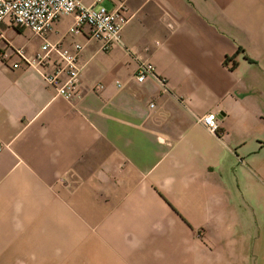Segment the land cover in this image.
I'll return each instance as SVG.
<instances>
[{"label":"crops","instance_id":"1","mask_svg":"<svg viewBox=\"0 0 264 264\" xmlns=\"http://www.w3.org/2000/svg\"><path fill=\"white\" fill-rule=\"evenodd\" d=\"M121 2L106 50L0 22V264H264V0ZM46 42L82 47L79 98L1 58Z\"/></svg>","mask_w":264,"mask_h":264},{"label":"built area","instance_id":"2","mask_svg":"<svg viewBox=\"0 0 264 264\" xmlns=\"http://www.w3.org/2000/svg\"><path fill=\"white\" fill-rule=\"evenodd\" d=\"M104 1L92 0L91 4L86 5L83 0H0V22L9 20L15 27L29 29L33 34L42 36L61 17L70 15L73 16V24L68 33L76 34L82 26H87L90 38L99 40L102 49L106 50L113 43H120L121 32L128 18L125 16L124 3H117L109 11L102 5ZM5 49L1 54L3 60L9 61L12 57L18 59L16 63H10L11 68L20 65L39 68L52 63L54 71L42 73L45 83L54 88L57 96L67 101L80 97L77 56L82 47L79 44H73V51L70 52L61 48L59 43L46 42L33 58L27 57L21 49H15L9 43ZM155 76L156 70L151 63L140 62L134 78L136 82L143 83ZM161 83L165 87L164 80ZM198 122L211 133L219 129L214 115L201 117Z\"/></svg>","mask_w":264,"mask_h":264}]
</instances>
